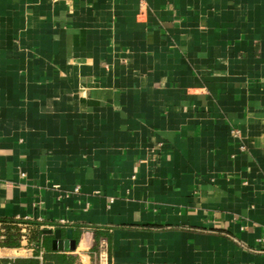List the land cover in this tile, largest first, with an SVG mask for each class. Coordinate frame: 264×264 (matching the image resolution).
<instances>
[{
  "label": "crops",
  "instance_id": "obj_1",
  "mask_svg": "<svg viewBox=\"0 0 264 264\" xmlns=\"http://www.w3.org/2000/svg\"><path fill=\"white\" fill-rule=\"evenodd\" d=\"M263 229L264 0H0V259L264 264Z\"/></svg>",
  "mask_w": 264,
  "mask_h": 264
},
{
  "label": "built area",
  "instance_id": "obj_2",
  "mask_svg": "<svg viewBox=\"0 0 264 264\" xmlns=\"http://www.w3.org/2000/svg\"><path fill=\"white\" fill-rule=\"evenodd\" d=\"M17 226L19 227L21 243L27 241L32 229V225L29 222L28 218L19 219L17 222ZM258 240L262 246L260 248H254V250L264 251V229L262 236ZM35 246H39L40 248H42L40 242L32 243L31 247H35ZM94 255H95L94 257L95 263H93L94 261H92V255L90 252H86V251L79 252V257L81 259L82 264H109V253L105 242H102L100 244L99 250L96 253H94ZM40 258H42V256H40Z\"/></svg>",
  "mask_w": 264,
  "mask_h": 264
},
{
  "label": "trees",
  "instance_id": "obj_3",
  "mask_svg": "<svg viewBox=\"0 0 264 264\" xmlns=\"http://www.w3.org/2000/svg\"><path fill=\"white\" fill-rule=\"evenodd\" d=\"M18 220H9L4 223V231L2 232L3 238L1 241L2 245L6 246H19L20 245V232L17 226ZM43 233L40 229H31L30 238L37 239L38 241L42 239ZM34 260H25L21 258L16 259H0V264H32Z\"/></svg>",
  "mask_w": 264,
  "mask_h": 264
},
{
  "label": "water",
  "instance_id": "obj_4",
  "mask_svg": "<svg viewBox=\"0 0 264 264\" xmlns=\"http://www.w3.org/2000/svg\"><path fill=\"white\" fill-rule=\"evenodd\" d=\"M54 242H55V243L57 242V243L59 244V247H61V246H60V240L58 241V240L56 239V240H54Z\"/></svg>",
  "mask_w": 264,
  "mask_h": 264
}]
</instances>
